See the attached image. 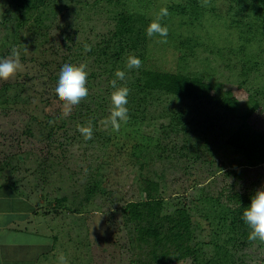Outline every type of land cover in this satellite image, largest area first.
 <instances>
[{
	"label": "rangeland",
	"instance_id": "rangeland-1",
	"mask_svg": "<svg viewBox=\"0 0 264 264\" xmlns=\"http://www.w3.org/2000/svg\"><path fill=\"white\" fill-rule=\"evenodd\" d=\"M1 1L6 3L0 6V59L10 57L12 48H16L22 67L7 81L0 80V88L5 83L11 85L7 94L0 90V167L17 195L37 205L42 202L50 216H58L55 220L48 218L52 219L48 224L53 235L47 241L55 244L44 260L58 264V256L63 253L69 264L148 261L147 249L133 246L134 224L122 212L128 201L145 196L141 181L145 182L147 177L139 179V163H145L147 175L159 180L162 197L179 195L180 201L187 203L194 195L189 187L190 175L203 180L219 167H230L241 159L239 153L225 145L226 122L236 120L219 118L214 110L206 115L192 111L185 119L187 130L183 132H167L169 118L146 120L143 132L160 138L159 146L150 147L135 166L125 159L110 162L102 142V131L107 127L102 121L110 116L113 107L110 97L114 89L110 81L115 79L116 70H123L125 80H118L117 86L129 88L138 69L117 67L111 73L103 71L95 49L111 35L115 17L125 8L146 12L144 16L150 21L162 8H167L168 15L160 21L168 28L167 42L161 43L159 36L148 38L145 49L139 50H145L144 65L202 76L218 89L229 91L231 99L242 104L252 95L259 106L249 124L264 131V29L254 19L235 15L240 3L233 0H197L198 12L185 14L170 9L162 0H127L125 5L123 0H50L46 7L26 13L16 32L6 33L15 20L11 17L6 21L10 16L5 13L9 0ZM41 11L43 19L36 23ZM53 22L62 25L69 38H63V33L51 27ZM6 38L12 40L8 46L4 45ZM85 46L90 50L86 51ZM35 47L39 51L32 53ZM132 53L135 52L128 54ZM128 54H123L124 66ZM50 57L54 58L52 70L44 64ZM66 63L87 65L89 75L85 85L88 96L73 106L70 115L64 116V102L59 101L55 89ZM16 84L29 89L33 101H22ZM33 92L39 95L34 96ZM215 92L216 89L210 91ZM168 104L177 105L175 101ZM33 114L35 120L31 118ZM89 122L93 136L85 140L78 128L88 126ZM203 137L206 139L202 140ZM185 144L195 145L188 151L182 148ZM191 150L197 155L194 162ZM243 170L237 181L238 191L252 194L264 188V164ZM159 173L162 176L157 178ZM218 179L217 187L223 184L222 178ZM232 179L227 178V183ZM86 187L90 191L88 201ZM53 236L57 237L56 242ZM35 237L45 241L42 236ZM196 238L207 241L209 236L207 232H198ZM203 248L209 256L210 247ZM236 259L237 264H264V247L256 242L243 246ZM166 264H192V260L185 258Z\"/></svg>",
	"mask_w": 264,
	"mask_h": 264
},
{
	"label": "trees",
	"instance_id": "trees-1",
	"mask_svg": "<svg viewBox=\"0 0 264 264\" xmlns=\"http://www.w3.org/2000/svg\"><path fill=\"white\" fill-rule=\"evenodd\" d=\"M126 1L123 0L121 3L125 5ZM152 1L155 2V0ZM233 1L240 3L234 10L235 15L254 19V22L257 21L264 29V0ZM49 2L50 0H9V7L5 13H10V16L6 18V21L13 17L15 23L6 33H13L14 30L16 32L26 13L46 7ZM5 3L1 1L0 6ZM162 4L170 6L172 10H179L183 14L198 12L197 0L174 2L162 0ZM145 13L131 7L122 10L115 17V26L111 35L101 40L100 45L95 49L97 62L103 63L101 67L106 72L111 73L117 67L119 69L125 67L123 54L135 52L128 56H138L142 61L138 75L129 87L130 93L126 105L128 121L121 122L119 131H113L111 125L102 131L106 159L110 162L125 159L135 166L150 147L159 146L160 142V138L143 132L142 128L146 120L169 118L166 131L183 132L187 130L185 119L189 113L195 111L198 115H206L209 110H214L215 116L219 118L236 120V123L226 122L225 145L239 153L241 159L230 167H219L217 172H211L203 180L199 177L192 178L190 175L189 187L194 190V195L187 203H182L179 195L173 198L162 197L159 194L161 187L159 180L147 175L145 163H139L137 167L139 179L147 177L145 182L141 181V191L145 196L137 201H128L122 208L127 220L134 224L133 229L136 234L131 237L133 246L136 248L144 246L147 249L148 261H139L138 264H166L183 261L185 258H191L192 264H237L236 254L239 248L253 242L264 247V244L258 240L247 239L250 229L242 220L243 211L250 205L254 193L240 192L236 188L238 179L243 176V169L264 164V131L255 129L249 124L250 117L257 110L259 102L252 95H249L245 104L231 99L229 91L218 89L202 76L146 67L144 65L145 50L143 53L139 52L141 47L145 49L149 40L145 29L151 21L144 16ZM39 15L36 23H40L43 19L42 11ZM55 21L57 22V19ZM54 22L50 26L63 33V38H69L70 34L62 29V25L54 24ZM72 37L70 41L73 40ZM11 41L6 38L4 45L8 46ZM69 46L68 49H70ZM31 51L37 53L39 50L35 47ZM52 52L57 53V50L53 49ZM53 63L54 58L50 57L44 64L52 70ZM16 85L20 87L21 98H19L25 102L30 101L32 97L29 95V89L23 84ZM10 87V84L5 83L0 90H4L7 94ZM212 89H216V92L210 93ZM33 94L39 95L36 92ZM171 101H175L177 105L170 106L168 103ZM131 102L134 104L132 105ZM31 118L35 120L37 117L33 114ZM72 118H74L73 115ZM204 139L206 137L202 140ZM193 145L187 147L185 144L182 148L189 151ZM191 151L194 162L197 155L195 151ZM184 168L187 169L188 165ZM156 176L160 178L162 174L159 173ZM219 177L222 178L223 184L217 187L220 182ZM229 177L233 179L227 183L226 179ZM89 195V188L86 187V201L89 200ZM56 201L60 203L59 199ZM193 211L198 214L194 215ZM198 232H207L209 239L207 241L197 239ZM203 245L210 247L209 256H206ZM239 264L242 262L240 261Z\"/></svg>",
	"mask_w": 264,
	"mask_h": 264
},
{
	"label": "clouds",
	"instance_id": "clouds-1",
	"mask_svg": "<svg viewBox=\"0 0 264 264\" xmlns=\"http://www.w3.org/2000/svg\"><path fill=\"white\" fill-rule=\"evenodd\" d=\"M167 15V8H162L156 18L149 23L145 29V34L148 38L159 36L162 38L160 40L161 43L167 42L168 28L160 23L161 19ZM85 50L88 51L90 49L85 46ZM141 66V59L135 55H129L125 62V68L128 70L139 69ZM21 67L20 53L16 48H12L10 57L0 59V80L7 81ZM86 69L87 65L83 63L79 66L66 63L60 70L55 93L59 101L64 102V116L70 115L73 106L78 105L81 100L88 96V89L85 85L89 73ZM114 76L115 79L110 81V85L114 89L110 97L113 107L110 116L103 120L102 123L105 126L111 125L113 131H119L121 122L126 123L129 119L126 105L128 104L130 90L126 86H117L118 80H125V71L116 70ZM78 131L85 140H89L93 136L91 122L86 127L80 126ZM242 220L250 229L247 239L249 241L258 240L264 244V188L255 191L251 197L250 205L243 211ZM58 264H69L67 257L63 253L58 256Z\"/></svg>",
	"mask_w": 264,
	"mask_h": 264
},
{
	"label": "crops",
	"instance_id": "crops-1",
	"mask_svg": "<svg viewBox=\"0 0 264 264\" xmlns=\"http://www.w3.org/2000/svg\"><path fill=\"white\" fill-rule=\"evenodd\" d=\"M7 183L0 167V264H49L44 259L55 243L48 244L47 239L53 235L48 223L58 216H50L40 201L37 205L28 198L22 199ZM37 235L45 241L36 239ZM56 239L53 236V242Z\"/></svg>",
	"mask_w": 264,
	"mask_h": 264
}]
</instances>
